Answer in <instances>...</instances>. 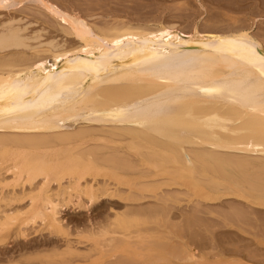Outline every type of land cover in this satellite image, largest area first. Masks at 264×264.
Returning <instances> with one entry per match:
<instances>
[{"label": "bare ground", "instance_id": "obj_1", "mask_svg": "<svg viewBox=\"0 0 264 264\" xmlns=\"http://www.w3.org/2000/svg\"><path fill=\"white\" fill-rule=\"evenodd\" d=\"M8 1L10 0H0V7L7 5L5 2L7 3ZM14 1L17 4L23 0ZM109 1L110 0H108V2ZM216 1L218 0H200L199 2L203 3L202 6L209 3V5L207 4L206 6L207 10L215 15L219 12L220 17H223L222 13H224V11H222V9L224 8L219 6L220 3L218 4V7L211 5ZM225 1H228L229 5L232 4L233 6H237V4L234 5L236 3H233L234 0ZM252 1L256 2H253L255 4L251 3L252 5L258 4L257 6H254L255 8L263 4L261 6L262 9L261 7H258L259 10L255 9L258 11V14L255 13L261 16L257 17L255 14L256 17L252 16L250 18L251 15L245 14L247 18H244L245 16L239 18V14H237V17L234 13V16L228 15L227 17L224 15L227 19L225 17V19H223L217 17L218 15L214 16V14L210 15L209 13L210 16H207L208 19L205 18L207 21H205L206 23L204 24L206 26H204L203 29L200 27V23L197 25L195 23L192 31L187 30L188 32H186V29H184L185 31L182 28L180 29L176 23H168L161 19H154L153 22H146L147 20L144 19V24H140L139 22L135 23L136 21H131L132 19L120 22L106 21L102 24H97L95 23V19H98L103 15L84 12V9L82 8H79V11H75V9L72 11V9H68L67 6L66 8H61V3L57 1L55 2L59 5L51 0H38L37 2H40L39 4L42 5V8L44 6L45 11L58 19L65 32L72 34L79 39V41L77 40L76 45L69 47L66 46L67 42L65 44V42L62 43L55 38L43 41L40 31L29 32L28 26L21 25L19 23L20 19L18 18V20L13 18L1 22L0 164L5 166L1 167V165L0 167L3 169L5 167V171L12 176V180L6 182L5 179L6 183L2 184L7 187L10 186L12 191L19 186H25L26 184L32 185L33 181H36V178L39 176H43V183L40 181L42 184L37 187L39 188L37 192H34L31 195L28 193L27 197H31V202L29 203L31 206H28V211L23 209L25 212H21L22 209H18L20 212L13 213L6 212L8 210L5 212L0 210V232L11 229L12 225L17 223L20 230H23L25 226L36 222L37 219H41L42 222H45L42 224L48 225L50 229L53 228L52 231L58 230V232H65V227H63L64 225L62 222L63 220L60 217V208L64 207L63 205H65L66 201L67 203H69L68 201L70 200V202H72L74 199L80 201L86 197L90 203H92L97 201L105 190H108V186L105 185V188L102 186L104 184H100L101 186L97 185V187L96 183L93 184L90 181V183H88V179H85L88 174L95 176L97 174L99 175V173H103L104 176H113V178L116 177L118 180L121 178V181H123V177L118 175L120 172H114V170H119L115 165H121L120 167L123 169L125 166L132 167L134 164L133 168H137V166H135L136 164L133 163L134 161L132 164V159H128L129 156L128 158L126 157L128 151L135 152L140 157L139 160L142 164H144V160L147 159L145 161L150 162L149 165L153 164L151 165L153 166L152 168H160L157 169V172H161L165 177L167 171L172 174L174 173L173 176L171 175L172 178L174 176L176 177V174H186L185 176L190 178V180H195V187L201 184V180L207 179L208 181V178L205 176L206 174L208 175L207 172L209 171L212 173H226V176H224V173H220L221 175L223 174V181L217 174H215V176L219 178L215 177L218 179H216L218 182H224L225 177L227 178V175L230 176L232 172L234 173L237 170V168L241 169L246 166L259 165V170L256 168L255 170H257V172L254 171L257 173V186H255L256 182H254L256 179L252 180V177L254 178V176L249 177V179H251L249 180L246 179V177H248L247 175L244 177L246 173H241L244 177L242 179L254 182V184L252 182L251 184L249 183L250 185L247 182L246 183L252 187L251 189L254 190L253 193L261 197H258L260 199H257V202V197L255 198L254 196V201H251L249 198L251 199L252 197L249 196L248 198L247 196V200H249L248 202H251L249 204L253 203V206H250L251 209H254L255 205L257 208L259 206L258 209H264V184H258V173L260 174V171H264V41H262L264 36L262 35V39L258 38L259 35L257 36V34L264 32V29L259 27L263 29L262 32H253L255 23H258L260 20H263L262 22L264 23V0ZM243 2L245 1L243 0ZM182 3L188 5V1L187 4L186 1H182ZM121 4L123 5V2ZM199 4L201 5V3ZM221 4L223 3L221 2ZM89 5L91 4H88V6ZM226 5L225 11H227V7L229 8V6ZM232 5L230 7H232ZM181 6L179 7L181 8ZM90 7L92 6H89V8ZM219 7L221 10L218 9L219 11H215V8L217 9ZM231 9L234 11V8ZM68 10H71L72 12ZM226 14H229L228 11ZM137 18L139 20V17ZM157 19L159 18L157 17ZM249 19H251L250 22ZM92 20H95V22H92ZM33 41L37 42L35 43ZM42 48H44L45 53H48L49 59L47 58L48 55H37L44 52L42 51ZM29 49L32 51L31 53L27 52ZM65 126H75V128L66 129L64 128ZM100 162L114 164L113 166L108 164L111 168L114 167V169H110L108 166L109 168L106 167L108 170L104 169V171L102 169L103 165L107 163H101V166L99 164ZM146 167L148 166L146 165ZM253 167L255 168V166ZM130 168H128V170ZM132 170L133 169H131V171ZM146 170L147 168L145 171ZM198 170H204L206 172L201 171V173L204 172V179L202 178L200 181L198 177L202 174L198 173ZM152 171H154V169ZM152 171H150V173ZM195 171L200 174L199 176L195 173L198 176V179L195 177ZM138 172L140 173V170H138ZM1 173L0 169V177ZM142 173L144 172L141 170V174ZM161 173L159 175H161ZM263 173L264 172L261 174ZM242 174H240V176H242ZM64 175H67L68 177L70 176L69 184L67 185H64L61 182ZM211 175L212 176L210 177L213 178H210L208 181L210 183L205 181L206 184H208L207 186H209L208 188L211 187L209 184H211L212 181V183H216V180H213L214 175ZM185 176L178 175L182 182L178 177L176 178L181 184L186 180L184 181L186 186L189 179L184 178ZM237 176L239 175L236 174L235 177L237 178ZM151 177L153 176L151 175ZM262 177H260V179H262ZM172 178L170 179L172 180ZM176 178L175 180H172L175 183L171 180L169 182H172V184L174 183L175 185L178 183L180 185V183L176 181ZM57 179L60 180L59 182H61V185L56 186L58 187L57 192H53L56 191V189L51 188L50 183L55 182L53 180ZM91 179H93V177ZM232 179L231 181L228 179L229 181H225V183H228L230 186V183L235 184L238 182L236 184H240V181H237V179L235 181H232ZM238 179L240 180V178ZM2 181L4 182V180ZM158 181L159 183H154V186L156 184V186L159 187L163 179L161 182L160 180ZM166 181L167 183L165 185H168V179H166ZM104 182H106V180ZM191 182L190 186L192 187L193 182ZM261 182H264V180H261ZM241 183L244 184L245 182ZM142 184H140V186L138 185L139 187H137V189H141ZM252 184L254 186H252ZM229 185H226V187ZM11 186L13 188H11ZM152 186L153 183L150 187ZM218 186L219 187L216 188V190H213L215 193H218V191L221 192L223 189H220V185ZM0 187L3 188L4 186ZM191 187H189L191 192L192 190L195 191L196 188L194 187V189ZM221 187H223V183ZM229 187L225 190L223 189L224 191L222 193L228 194L227 192L225 193V191H227ZM236 187L237 186H235V189L239 188ZM148 188L145 186V189ZM200 188L198 190L199 192ZM205 188L207 187H203L201 192L208 189L204 190ZM150 189L151 192L149 190V193H152L153 188ZM190 189H187V191ZM235 189L230 191L235 192L238 190ZM241 189L243 191L242 187ZM100 190H102V193L99 192ZM117 190L118 189H116V191L112 190L113 192L110 191L107 194L109 196L111 195L110 198L116 195L115 198L119 199L117 194L119 195L120 193H117ZM245 190L246 189H244V192L246 193L245 195H247L248 192ZM128 191L129 188L127 192ZM144 191L145 190H143V192ZM242 191L239 188L238 192L241 193L235 192V194L237 193L236 195L239 197V194H242ZM13 192L16 191H12L11 194ZM9 193L10 192H8V194ZM197 193L195 192V197L201 194L198 195ZM215 193L213 192L212 194V192H209L202 196H205L203 198L210 197L209 200L225 196H221L222 193H220V195ZM157 194L159 195V193ZM17 195L19 196L20 194ZM133 195L134 194H132L131 197ZM158 195H155L156 199H158ZM167 195H165V197H168ZM249 195H251V193H249ZM160 196L161 198L164 197V195L162 196L161 194ZM202 196H200V198ZM241 196L244 197V195H240V197ZM6 197L5 199L2 197V199L6 200ZM146 197L147 196H145V198ZM151 197H153V195ZM13 199L16 200L17 198H14L13 196L12 200ZM120 199L123 200L125 198L123 197ZM139 199L141 200L144 198L141 197ZM169 199L170 198H168V200ZM7 200L5 202H10V200ZM195 202H198V200H195ZM244 202L246 203V201ZM82 205L83 203L80 207ZM85 205L86 204L83 206L86 208L87 206ZM89 205L90 204H88V206ZM248 206L249 205H247V207ZM148 207L147 209L149 210ZM0 208L2 209L1 206ZM154 208L155 207H153L152 213L159 210L156 209L154 211ZM237 208L238 210L240 209L239 207ZM164 210L166 211V209ZM198 211L199 210H197V212ZM234 212L237 213L233 214V212H231L234 216L239 214V211L237 212L234 210ZM148 213L145 212L147 215L144 216L143 221H141L142 226L147 222H144V220L145 217L150 214ZM242 213L244 216V212ZM120 214L122 215L123 212L118 215ZM128 216L129 215L126 216L125 213V216L120 217L122 222L120 219L119 221L122 226L130 232L129 230H134V224L139 226V224L136 223L139 221L130 216V221H128ZM155 216L160 217L161 215L159 216L156 214ZM140 218H142L141 215ZM230 218L232 217L230 216ZM250 218L251 217H249L248 220L251 221ZM244 219H246V217L242 220ZM155 220L153 219V225ZM148 223H150V221H148ZM155 223L157 229V225H161L163 221L162 223L158 222L157 224V221ZM207 224L209 225V223ZM132 225H134L133 228L129 227ZM148 225L146 223V226ZM160 225L159 227H161ZM167 225L168 223L165 227ZM154 226L152 228L149 227V231L150 229L155 230ZM178 226H180L179 223ZM245 226L243 224V227ZM159 227L157 231H160L161 228L159 229ZM167 230H169V228ZM164 231L165 229H162L163 233ZM128 232L126 233L127 236H125L127 238L128 234H130ZM135 232H138L139 235V231H134L131 234V237ZM153 232L154 231H152V233ZM160 232H157V236H160V239H162L164 238V234H161V236ZM166 232H170V230ZM145 233L146 232H144V234ZM149 233L150 235L152 234L151 232L146 234ZM169 234H171V232ZM138 235L135 233V236H137L136 240H138ZM165 235L171 236L168 234ZM140 236L146 238L144 235H139V237ZM149 238L151 239V237ZM149 238L146 239L150 240ZM168 238L169 237H167V239ZM181 238H183V236H181ZM156 239L158 241L160 240L158 237ZM141 241L143 242V240ZM158 241L156 243H158L159 247L166 245L165 248L169 249L167 245L170 244H167L166 241L164 242L165 244L162 245H160ZM179 241L181 242V240ZM156 243L153 244L156 245ZM180 246L182 245L180 244ZM140 247L143 249L145 246ZM161 250L162 252H165V250ZM156 251H158V247ZM174 251H171L173 252V255L179 250ZM191 251L192 250L188 253L193 255V258L196 257ZM158 252L161 253L160 249ZM67 253L69 252L67 251ZM254 253L252 254L255 255ZM161 255L162 254L159 256ZM177 256L181 258V256ZM177 256L176 258H178ZM258 256L259 255H257V257ZM187 257L188 256L185 257L184 255V260H186L185 258ZM189 257V260L193 259L191 258L192 256Z\"/></svg>", "mask_w": 264, "mask_h": 264}, {"label": "rangeland", "instance_id": "obj_2", "mask_svg": "<svg viewBox=\"0 0 264 264\" xmlns=\"http://www.w3.org/2000/svg\"><path fill=\"white\" fill-rule=\"evenodd\" d=\"M37 1L36 0H23L22 2H19L17 4L15 3L14 0H10L7 3L5 2V4H7V5L0 7V23L4 22L7 19L8 20H11L13 18L14 19L16 18L15 20L20 19L19 23L21 25L28 26L29 32L40 31L42 34L41 38L43 41L47 40V39L55 38L57 40H60L62 43L65 42V44H66V42H67L66 46H68V47L76 45L77 40L79 41V39L76 36L65 32V30L61 27L58 19L54 18L53 16H51V14H49L47 11H45L44 6L42 8V5L39 4L40 2L38 3ZM51 1L52 2L57 1V2L61 3V6H60L61 8H66V6H67L68 9H72V11L74 9H75V11H79V8H82V9H84L83 10L84 12H90V13L103 15V16L99 17L98 19L96 18L95 19L96 22H95V20H92V22H95L97 24H102L103 22H106V21L107 22H113V21L114 22H117V21L120 22L123 20H131V19H132L131 21H134V22L136 21L135 23L139 22L140 24H144V22H145L144 19L147 20L146 22H153L154 19H156V20L161 19V20L168 22V23L169 22L176 23L180 29L181 28L183 30L186 29V32L192 31V28L195 26V23H196V25L200 23L199 25L203 29L204 26H206L204 24V23H206L205 21H207L206 19H208V17L211 14H214L212 12H209L206 8L207 4L209 5V3L205 4V6H202L203 3L199 2L200 0L199 1L198 0H194V1L193 0H126V1L113 0L114 2L112 0H110L111 2L110 1L108 2V0H107V2H106V0H96L98 2H96L95 0H91V1L86 0L87 3L85 0H51ZM119 1H121V2H119ZM182 1H184V2L186 1V4L188 1L189 6L184 5L185 3L183 4ZM218 1H220V2H218ZM218 1L213 2L211 5L212 6L215 5L216 7H218V4L220 3L219 6L224 8V9H222V11H224L225 14L222 13L223 17H220V13L215 12L217 14L216 15L214 14V16L218 15L217 17L223 18V19L226 18L224 15H226L228 17V15L234 16L235 14H236L235 16H237V17H238L237 14H239V18H243L245 16V14L246 15L249 14V15H251L250 16V18H251L252 16H255V14L258 12L257 11V10H259L258 7L260 8L263 5L262 4V5L255 8L254 6L258 5V4L252 5V4L256 3L255 1L244 0L245 2H243V0H234L233 3L236 2L234 5L237 4V6H233L231 4L232 3L231 2L230 4L232 5V7H230L231 5H229L228 1H225V0H218ZM223 1L227 2L228 4L224 3ZM57 2H55V3L58 4ZM118 2H119V4H118ZM122 2H123V5L121 4ZM221 2L223 4H221ZM241 2H242V4H241ZM253 2H255V3H253ZM199 3H201V5ZM88 4H91V5H89V6H92V7H90L91 9L89 8ZM104 4H106V5H104ZM99 5H101V6H99ZM148 5H149V7H148ZM225 5L229 6V8H230V9L228 7L226 8V10L228 11L229 14H226L227 11H225ZM142 6H143V8H142ZM179 6H181V8ZM186 6H188V7H186ZM220 7L217 9L215 8V11L218 9L221 10ZM253 7H254V9H253ZM231 8H234V11H236V12L232 11ZM237 8H238V10H237ZM251 8L253 11L251 10ZM190 9H192V10H190ZM255 9H257V10H255ZM261 9H262V7H261ZM90 10H92V11H90ZM141 10H142V12H141ZM68 11L72 12L71 10H68ZM239 11H243V12H239ZM209 13H210V15H209ZM252 13H254V14H252ZM146 14H147V16H146ZM257 14H256L257 17L261 16V15H257ZM109 17H111V18H109ZM137 17H139V20ZM148 17L151 19H149ZM157 17L159 19H157ZM51 18H52V20H51ZM140 18H141V20H140ZM244 18H247V17L245 16ZM97 20H100V21H97ZM250 20L251 19H249V22H250ZM262 21L260 20L258 23L254 24V28H253L254 33H259V31L262 32V30L264 29V23ZM188 23L191 25H189ZM258 24H260V25H258ZM189 26H191V27H189ZM259 27H261L263 29H261ZM258 35L261 37H259ZM262 35L264 36V32L257 34L258 38H261V39L263 37ZM262 41H264V38ZM33 42L36 43L37 41H33ZM29 50H27V52L31 53L32 51L31 50L29 51ZM42 51H44V48H42ZM33 55H35V54H33ZM33 55H31V56H33ZM37 55L38 56L39 55L40 56L41 55L47 56L48 53H45V51H44V52H41ZM47 58L49 59V55ZM64 128H66V129L71 128L72 129V128H75V126H72V127H69V126L66 127L65 126ZM128 156H129V158H128ZM135 156H136V158H135ZM126 157L130 160L132 159L131 163L134 161L133 163L136 164L135 166H137V168L136 167H134L135 169L133 168V166H134L133 163H132L133 164L132 167L131 166H129V167H126V166L123 167L122 166L123 169L120 167L121 165H118V166L115 165V167L116 168L118 167L119 170H114V172L116 173L118 171V173L120 172V174H122V175H120L117 173L119 176L123 177L122 178L123 181H121V178H119V180L121 182L118 179H116V177L113 178L112 175H110L112 177H109V175L104 176L103 173L102 174L99 173V175L97 174L95 176L88 174L85 177L86 180L88 179V181H87L88 183H90V182H92L93 184L96 183V186L100 185V184L101 185L104 184V185H102V186H104V188L106 186H108V190L111 189L110 191H112V190L116 191V189H118L120 191L117 190V193H120V194L122 191L121 195L117 194V197H119V199L115 198L116 195L112 196V198H110L111 195L109 196L107 194L110 191H108V190L104 191L103 190L104 188H103L102 189L104 191L103 193H105L106 195L101 192L102 190H100L99 192H101L103 195L100 193L101 195H100L99 199H97V201H94L92 203H90V201L88 200L87 197L80 200L81 202L79 200H76V199H74L72 202H70L71 200L68 201L69 203H67V201H66V203L64 202L65 203V205H63L64 207L62 206L63 208H60V217L63 220L62 222L64 225L63 227H65L64 228L65 232L64 231L58 232V230H56L57 232L54 230L52 231L53 228L50 229V227L48 225H46V224L43 225L42 223H45V222H42L41 219H37L36 222L29 224L30 226L29 225L25 226L23 230H20L19 226L17 225L18 223H17L15 225H12L11 229H8L7 231L6 230L1 231L0 232V238H1L0 239V264H93V263L94 264H165L166 262H168L166 264H178V263L179 264H183V263L187 264L188 262H189L188 264H192V263L193 264H196V263L202 264V262H203V264H242V263L243 264H264V262H263V259H264V256H263L264 255V209H262V210L258 209L259 206L257 208L255 203H254V205H255L254 209L253 208L251 209V207L253 206L252 205L253 203L249 204L251 202H248L249 200L254 201V196H255V198L257 197L256 201H257V199H260L261 197L255 193H253L254 190L251 189L252 187L249 186L252 181L249 182L248 180L245 181V179H242V178L246 177V175H247L248 177H246V179H249V177L254 176V178L252 177V180H255L256 176H257V173H255V172H257V170H255V169L257 168L259 170V168H260L259 165H257V166L256 165L246 166V167L241 168V169L237 168V170L234 173L232 172V174L230 176L227 175V178L225 177L224 182H218L217 181L219 179L218 177H220L221 180L223 181V178H224L223 174L221 175L220 173H224V172H220V173H218V172L212 173L211 171L207 172L208 175L206 174L205 177L208 178V181L210 180V178H213V177H210V176H212L211 174L214 175L213 180H216L218 178L216 180V183L215 182L214 183L220 185V189L221 188H223L224 190L227 189V187H229L230 185L228 183L226 184L225 181L226 182H228L229 180L231 181L232 178H233L232 181L233 180L235 181L236 179H237V181H240V184H238V185H240L243 188V191H242L241 187L236 184L238 182H236L235 184L230 183L231 186L228 188L229 191L228 190L225 191V193L227 192L228 194H223L222 193L224 191L223 189L221 192L218 191V193H215V191H213L219 187L218 185H215L214 183H212L213 181L211 182V184H209L212 188L211 187L208 188L209 186H207L208 184H206V182H205V181H207V179L203 178L204 177L203 174L205 172L204 170H200V171L198 170V173L202 174L201 176H200V174L196 173V171L194 172V174L196 173L200 176V177H198L195 174V177L196 178L198 177L199 181L202 178L204 179V180H201L200 181L201 184L197 185L196 187L194 186V185H196V184H194L195 180L194 181L190 180V178L185 176L186 174H176V173H175L177 175L176 177H178V175H180V176L182 175V176H185L184 178L189 179V181H187L188 183L186 182L187 184L185 186L184 181H186V180L183 181L184 184L183 183L181 184L182 180L178 177V179H180V181H181V182H179V181H177V178L174 176L176 178V181L180 183V185L178 183H176V185H175L174 184L175 182L172 181V180H175V178L171 177V175L173 176L174 173L172 174V173H169L167 171V174L165 173L166 174V177H165V175H163L161 172H157V169H160V168H157V169L152 168L153 166H151V165H153V164L149 165L150 162L145 161L147 159H145L144 164H142L141 161L139 160L140 157L133 151H128V155ZM0 161H1V156H0ZM101 163L102 164L107 163V164L103 165V168H102L103 170L104 169L108 170V168L110 167L109 165L111 164L109 162H104V163L100 162L99 164L101 165ZM139 163H140L141 167L139 166ZM1 165L2 164H0V166ZM146 165L148 167H146ZM3 166H5V165H2L1 167H3ZM150 166H151V168H150ZM253 166H255V168ZM1 167H0V169H1L2 173H1L0 178H1V181L4 180V182L0 181V184H1L0 186H4V187L3 188L0 187V193H1L0 194V206L2 207V209L0 208V210L3 212L8 210L6 212H13V213L20 212L18 209H22L21 212L24 211L23 209H26V211H28L29 210L28 206H31V205H29V203L31 202V197L30 196L27 197L28 193H29V195H31L32 193L37 192L39 190V188H37V187L43 183L42 182L43 176L37 177L36 181L34 180L32 185L26 184L25 186H19L18 188H14L15 190H12V191H16V192H13L11 194L12 191L10 189V186L7 187L6 185H4L2 183H6V182H9L10 180H12V176H10L11 175L10 173H7L5 171V167H4V169ZM106 167H108V168L106 169ZM142 167L144 168V170ZM128 168H130V169L128 170ZM146 168H147V170L145 171ZM248 168H249V170H248ZM110 169H114V167H112V168L110 167ZM131 169H133V170L131 171ZM153 169H154V171H152ZM121 170H122V172H121ZM138 170H140V173L138 172ZM141 170L144 173L141 174ZM149 170L152 172L150 173ZM201 171H204V172L201 173ZM248 171H250V172H248ZM4 172H6V173H4ZM241 172L244 174L246 173L244 175V177H243V174ZM262 172H264V171H262ZM262 172L260 171V174L258 173V176H259V178L257 177L259 180L258 184H261V183L264 184V182H261V180H264L263 179L264 173L261 174ZM160 173H161L162 177H161V175H159ZM209 173H211V174H209ZM140 174L143 175L144 178ZM194 174H192V175H194ZM215 174H217L218 177L215 176ZM236 174L239 175V176H237V178L235 177ZM240 174H242V176H240ZM148 175H150V176H148ZM151 175L153 177L154 176L155 177L153 178V177H151ZM167 175H170V176H167ZM224 176H226V173H224ZM4 177H6V178H4ZM92 177H93V179H91ZM147 177H150V178H147ZM163 177H165V178H163ZM169 177L172 178V180ZM215 177H217V178H215ZM260 177H262V179H260ZM181 178L184 179L183 177H181ZM238 178H240V180ZM5 179H6V182H5ZM104 179L106 180V182L107 181L108 182L107 183L104 182L105 181ZM153 179H156V180H153ZM162 179H163V181L165 180L164 183H163V181H162V183H160L162 186L160 184H159L160 185L159 187L156 186V184L154 186V183L158 184L159 183L158 180H160V182H161ZM166 179H168V185H165L167 183ZM69 180H70V176L68 177L67 175H64L63 178L61 179V182L64 185H67V184H69L68 183ZM170 180L172 182H174L173 183L174 185L172 184V182H169ZM249 180H251V179H249ZM53 181H55V182H51L50 186H51V188L56 189V191H53V192H57L58 187H56V186L61 185V182H59L60 180H58V179L53 180ZM191 181L193 182L192 187L196 188V189L194 188L195 191L192 190V192H191V189L189 188V187H191L190 186ZM208 181H207V183H210ZM256 181H257V179L254 182H256ZM151 182L153 183L152 187H150L152 185ZM241 182H243V183L245 182V183L242 184ZM246 182L248 184L249 183L250 184L248 185ZM254 182H252V183L254 184ZM148 183H149V185H148ZM203 183H205V184H203ZM222 183H223V187H221ZM140 184H142L141 189L140 188L137 189V187H139ZM145 184H147V185H145ZM253 184H252V186H254ZM256 184H257V182L255 183V186H257ZM109 185H111V186H109ZM226 185H229V186L226 187ZM243 185H244V187H243ZM145 186H147V188L148 187L149 188L145 189ZM200 186H201V188H200ZM235 186L239 187L240 190L242 191V194H239V197H240V195H244V197H246V198H244L243 196H241L239 198L238 195H236L237 193H241V192H238L239 188L236 187L238 189L237 190V189H235ZM113 187H115V188H113ZM198 187L200 188V192L198 191L199 190ZM203 187H207L208 189L205 188L204 190H206V189L207 190L202 191L203 192V194H202L201 189L203 190ZM224 187H226V188H224ZM5 188L6 189L8 188V189L6 190ZM11 188H13V187L11 186ZM128 188H129L130 192L129 191L127 192ZM150 188H153V190H154V191L152 190L153 194L149 193V190L151 192ZM197 188H198V190H197ZM187 189H190V190H188L190 192H188ZM233 189L237 190V191H235V192H237L236 194H235V192H232ZM244 189L247 190V192H248L247 195H245L246 193L244 192ZM249 189H251V190H249ZM143 190H145V191L143 192ZM168 190H169V192H168ZM230 190H232V191H230ZM178 191H179V193H178ZM8 192H10L9 194L11 196L8 194ZM161 192H163V193H161ZM164 192H165V194H164ZM187 192L190 194H188ZM195 192L196 193L198 192L197 193L198 195L200 193L201 194L199 196L196 195L197 197H195ZM209 192H212V194L214 192L215 194H218V195H220V193H222L221 196H223V195H225V196H223L222 198L219 197L218 199H214V200L213 199L209 200L210 197L209 198H203L205 196H202V195L208 194ZM16 193L20 194L21 196L20 195L18 196ZM125 193H127V194H125ZM157 193H159V195ZM230 193H232V194H230ZM249 193H251V195H249ZM13 194H15V195H13ZM124 194L127 196V198ZM128 194H130V195H128ZM132 194H134L135 196L133 195L131 197ZM137 194H139V195H137ZM140 194H142V195H140ZM154 194L156 196L158 195V199H156V196ZM160 194L162 196L164 195V197L161 198ZM167 194H169L170 197ZM152 195H153V197H151ZM165 195H167L168 197H165ZM227 195H230V196H227ZM4 196L5 197L7 196L6 200L7 199H8L7 201L10 200V202H8V203L5 202L6 200H4L5 199ZM13 196H14V198H17V199L12 200ZM145 196H147V197L145 198ZM200 196H202L201 198H203L204 200L201 199ZM208 196H210V195H208ZM234 196H236L237 198ZM247 196H248V198H249V196H251L252 198L251 199L249 198V200H247L248 199ZM2 197L4 199H2ZM123 197L126 200L120 199ZM138 197L139 198L143 197L144 199L140 200ZM159 197H160V199H159ZM176 197H178V198H176ZM258 197H260V198H258ZM131 198H132V200H131ZM168 198H170V199L168 200ZM172 198H174V199L176 198L175 199L176 201ZM129 200H131L132 202ZM159 200H161V201H159ZM162 200H164V201H162ZM195 200L196 201L198 200L199 203L195 202ZM77 201H78V203H77ZM244 201H246V203ZM194 202H195V204H194ZM82 203H83V205L86 204L85 206H87V207L85 208L83 205L80 207V205ZM88 204H90V205L88 206ZM163 204H166L167 206L163 205ZM244 204L246 205V207ZM198 205H199V208H198ZM247 205H249V206L247 207ZM168 206H169V208H168ZM147 207L149 208V210L147 209ZM153 207H155L154 211L156 209H159V210H156L155 212H153L154 214L152 213ZM237 207H239L240 209L238 210ZM163 208L166 209V211ZM233 208L237 212L239 211L238 215H235V216L233 215L234 213H236V212H234ZM248 208L250 211L248 210ZM256 208H257V211H256ZM260 208H262V207H260ZM139 209L141 210V212ZM144 209H145V211H144ZM160 209L161 210L163 209L164 212H163V210L161 211ZM142 210H143V212H142ZM146 210H148V211H146ZM197 210H199L200 212L199 211L197 212ZM117 212H118V214L123 212V214L118 215ZM145 212H147V213L149 212L150 214L149 213L148 214L150 216L148 215L149 218H148V216L145 217L144 222L145 221H147V222H145V224L142 226L141 221H143L144 216L147 215V214H145ZM231 212H233V214ZM242 212H244V216H243ZM125 213H126V216L129 215L131 218H136L137 221L140 222V223L139 222H136V223H138L139 226H142V227H139L137 224H134L135 226L134 225L129 226L132 228L134 226V230L132 231V229H131V230H129L130 232H128L127 229H125L122 226V224H121L122 220L120 219V217L125 216ZM127 213H129V214H127ZM139 214L142 216V218H140ZM156 214L159 216L161 215V216L157 217V216H155ZM229 215L232 218H230ZM249 215H251V216H249ZM129 216L127 218L128 221H130ZM195 216H198V217H195ZM239 217L241 218V220L244 217H246V219L241 221ZM249 217H251L250 218L251 221L248 220ZM227 218H229V219H227ZM236 218H238L239 220ZM119 219L121 222L119 221ZM136 219H133V220H136ZM140 219H142V220H140ZM153 219L154 220L156 219L155 222L157 221V224H158V222L162 223V221H163V223L161 225L159 224L161 227H159V225H157V226L159 227V229L161 228L160 229L161 232H162V229L163 230L165 229L164 233L157 231L158 227L156 229V223L155 222H154L155 226L153 225ZM252 219H253V221H252ZM131 221H132V219H131ZM148 221H150V223H152V224L148 223ZM39 222H41V223H39ZM166 222L168 223V225L165 227V225L167 224ZM246 222H247V224H246ZM35 223H37V224H35ZM146 223H147V225L148 224L149 225L146 226ZM164 223H165V225H164ZM178 223L180 224V226H178ZM207 223H209L210 226ZM173 224H174V226L176 225L180 230L176 226L174 227ZM202 224H204V225H202ZM243 224H244V226L246 225L248 227V229L246 226H245L246 228L243 227ZM162 225H164V226H162ZM153 226L155 227V230L150 229V231H149V227L152 228ZM168 228H169L171 234H169L170 232H166V231H169V230H167ZM174 228H176V229H174ZM171 229H172V231H171ZM147 230H148V232H151V233H152V231H154L151 234L153 236H151L150 233L146 234V233H148ZM175 230H177V231H175ZM4 231L6 232V234ZM134 231H139V235H144L146 238L151 237V239L149 238L150 240H147L146 238H142L143 236L139 237L138 232H135L136 235H138V238H137L138 240H136L137 236H135V233L131 237V234ZM127 232L130 233V234H128V238L125 237V236H127V234H126ZM144 232H146L145 233L146 235L144 234ZM157 232H160V235L164 234V236H163L164 238L161 237L162 239H160V236H157ZM3 233H4V235H3ZM165 234L171 235L172 238H171V236H167ZM158 235H159V233H158ZM156 236L158 237V239H160L159 241L156 239L157 238ZM176 236H178V237H176ZM181 236H183V238H181ZM167 237H169L168 238L169 240L167 239ZM141 240H143V242ZM170 240H172V241H170ZM179 240H181V242ZM157 241L159 242L160 245L165 244L164 242L166 241L167 244H170V245H167L169 247V249L165 248L166 245H162L163 247L162 246L159 247L158 243H156ZM160 242H163V243H160ZM153 243L154 244L156 243V245H154ZM180 244L182 246H180ZM136 245H138V246H136ZM134 246H135V248H134ZM140 246H145V247H143L144 250L141 249ZM172 246H174V247H172ZM157 247H158V251L160 249L161 253L156 251ZM137 248H138V250H137ZM161 249L165 250V252L164 251L162 252ZM174 250H179V251H177L176 254L173 255V252H171V251H174ZM190 250H192L191 252H193V254H195L196 257L193 258V255L188 253ZM67 251L69 253H67ZM247 251H248V253H247ZM254 251H255V253H254ZM145 252H147L148 255ZM260 252H261V254H260ZM70 253H71V255H70ZM163 253H164V255H163ZM174 253H175V251H174ZM252 253H254L255 255H253ZM158 254L159 255L162 254L164 257L162 255L159 256ZM256 254L259 256L257 257ZM172 255H173V258H172ZM177 255L181 256V258H183L184 255H185V257L186 256H188V257L192 256L191 258H193V259L189 260L187 257V258H185L186 260H184V258L181 259ZM176 256L178 258H176ZM262 256H263V258H262ZM158 257H160V258H158ZM255 258H256V260H255ZM177 259H180V260H177ZM150 260H151V263H150ZM196 261H199V262H196Z\"/></svg>", "mask_w": 264, "mask_h": 264}]
</instances>
